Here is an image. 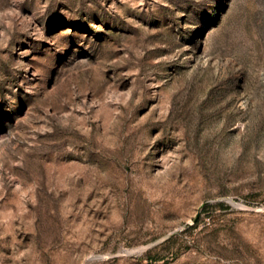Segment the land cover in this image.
Listing matches in <instances>:
<instances>
[{
  "label": "rangeland",
  "instance_id": "374dc122",
  "mask_svg": "<svg viewBox=\"0 0 264 264\" xmlns=\"http://www.w3.org/2000/svg\"><path fill=\"white\" fill-rule=\"evenodd\" d=\"M0 264H264V0H0Z\"/></svg>",
  "mask_w": 264,
  "mask_h": 264
}]
</instances>
